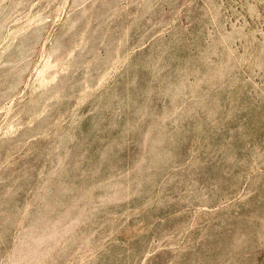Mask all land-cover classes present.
<instances>
[{"label":"rangeland","instance_id":"obj_1","mask_svg":"<svg viewBox=\"0 0 264 264\" xmlns=\"http://www.w3.org/2000/svg\"><path fill=\"white\" fill-rule=\"evenodd\" d=\"M0 264H264V0H0Z\"/></svg>","mask_w":264,"mask_h":264},{"label":"bare ground","instance_id":"obj_2","mask_svg":"<svg viewBox=\"0 0 264 264\" xmlns=\"http://www.w3.org/2000/svg\"><path fill=\"white\" fill-rule=\"evenodd\" d=\"M26 37H27V36H26ZM19 42H20V41H19ZM24 42H25V40H24ZM26 42H27V39H26ZM20 44H21V43H20ZM23 44H24V43H23ZM14 48H15V51H16V47H14ZM14 48H13V49H14ZM18 48H19V47H17V49H18ZM19 49L22 50V47L19 48ZM23 49H25V48H23ZM64 51H66V47H65V50H64ZM67 51H68V49H67ZM67 51H66V52H67ZM16 52H17V54H18V52H21V51H16ZM16 52H15V53H16ZM15 53H14V55H15ZM63 53H64V52H63ZM11 54H12V53H11ZM21 54H23V53L21 52L20 55H21ZM59 54H60V53H59ZM14 55H13V56H14ZM18 55H19V54H18ZM59 56H60V55H59ZM62 56H63V54H62ZM15 57H16V55H15ZM60 57H61V56H60ZM63 57H64V56H63ZM10 58H11V57H10ZM12 58H13V57H12ZM12 58H11V59H12ZM18 58H19V56H18ZM15 59H16V58H15ZM15 59L13 58V60H15ZM55 59H57V57H56ZM57 60L59 61V57H58ZM47 83H48V82H47ZM47 86H48V84H47Z\"/></svg>","mask_w":264,"mask_h":264}]
</instances>
